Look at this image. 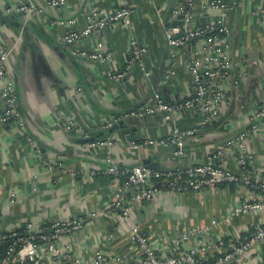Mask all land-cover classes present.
Masks as SVG:
<instances>
[{
    "label": "crops",
    "instance_id": "obj_1",
    "mask_svg": "<svg viewBox=\"0 0 264 264\" xmlns=\"http://www.w3.org/2000/svg\"><path fill=\"white\" fill-rule=\"evenodd\" d=\"M48 1L0 0V48L11 51L8 79L24 117L22 128L0 126V235L26 225L38 230L104 209L120 180L92 172L106 169L109 161L120 167L143 163L157 170L176 168L179 160L173 147L145 144L148 139L166 140L175 125L182 131L197 130L186 138L182 160L184 166H195L211 160L215 150L245 130L252 116L264 109V0H223L230 6L225 16L216 11L205 13L204 7L212 0H194L199 17L210 14L200 18V26L222 17L229 24L227 50L236 64L223 86L227 100L211 124H204V115L197 109L175 112L173 121L166 112L131 116L153 108L156 94L171 104L193 94L188 67L193 58H199L202 40L172 48L166 37L167 31L182 25L173 12L185 0H126L131 11L129 25L116 24L105 29L100 39L89 36L74 44L66 42V35L85 30L86 14L114 15L126 7L124 0H69L61 8L49 7ZM30 3L40 12L26 18L21 7ZM131 36L148 48L143 63L149 74L135 67L124 78L112 80L109 73L126 70ZM98 39L106 51L105 63L72 54V49L95 51ZM239 65L245 66L244 77ZM112 122V128H105ZM69 124H73L71 129H67ZM86 136L114 144L93 149L84 141ZM29 137L45 151L41 158ZM248 146L255 155L253 166L261 168L264 176V126L250 135ZM234 153L239 154L236 149ZM56 162L61 170L50 174L48 166ZM227 166L238 172L234 162L228 161ZM248 199L249 191L235 184L200 197L193 192H164L138 207L131 223L162 247L190 228L226 217L231 208ZM262 221L260 214L238 217L222 230L228 234L240 231L246 239ZM127 229L117 228L115 216L87 219L82 230L63 236L59 246L70 247L87 264H92L97 251L107 257L132 259L136 249ZM192 246L188 242L183 249ZM230 264H264V241Z\"/></svg>",
    "mask_w": 264,
    "mask_h": 264
},
{
    "label": "built area",
    "instance_id": "obj_2",
    "mask_svg": "<svg viewBox=\"0 0 264 264\" xmlns=\"http://www.w3.org/2000/svg\"><path fill=\"white\" fill-rule=\"evenodd\" d=\"M69 0H49L51 8L66 6ZM154 1V0H151ZM125 8L114 15L105 12L92 11L86 14L87 26L83 32L70 31L66 35V42L74 44L82 38L94 36L101 38V33L116 24H130L129 2L124 0ZM205 13L216 11L225 16L230 6L223 0H212ZM21 12L29 18L40 12L33 3L21 7ZM207 17L210 14H201ZM173 16L182 21V25L175 26L166 32L168 45L172 48H185L197 39L202 40L199 58H193L188 71L192 77V96L178 103H167L156 94L155 105L144 112L132 113V117L154 115L166 112L172 115L182 110L197 109L204 115V124H211L219 117L222 106L227 100L224 84L230 81L236 64L227 50L228 37L231 34L229 24L224 18L212 21L205 27L200 26V14L194 0L180 2L174 9ZM68 21L65 23H73ZM97 40L96 50L91 53L76 52L72 54L81 58L105 63L108 58L101 40ZM130 59L125 72L109 73V78L119 80L135 67L140 68L147 76L143 58L148 52L147 46L141 44L135 36L129 41ZM11 51L0 48V126L12 125L22 128L24 117L20 110L19 100L15 87L8 79L7 63ZM240 76H245V66H238ZM109 123L105 128H112ZM69 124L67 129H71ZM264 126V109L255 113L248 127L226 140L221 147L215 150L212 159L195 166H184L182 162L185 155V140L195 134L197 130L182 131L176 125L166 140H146L145 144L159 143L163 147H173L174 155L179 164L171 170H157L141 163L133 167H120L109 161V165L102 171H93L92 175L100 173L120 180L113 195V199L104 209L87 212L85 218H73L56 221L50 225L34 230L26 225L23 233L12 231L0 235V246L7 244V250L0 257V264H87L77 258L70 247L60 248L59 241L65 235L82 230L87 219H99L115 216L119 230L129 229L130 241L135 246L136 256L132 259L122 256L107 257L101 251L95 252L92 264H230L237 261L259 243L264 241V221L255 227L250 236L243 239L240 231L233 234L225 233L232 221L238 217L249 215H264V176L262 169L253 166L254 152L248 146V138ZM84 139H90L88 136ZM30 145L37 157H42L40 147L29 137ZM112 140H95L89 143L93 149L112 146ZM234 149L238 151L235 156ZM228 161L234 162L238 172L228 169ZM50 174L61 170V164L51 163L48 166ZM71 173V172H70ZM73 175V173H71ZM225 184H235L249 191V199L237 207L229 210L224 218L212 219L208 224L190 228L188 231L174 237L170 244L167 242L158 247L147 237L140 226L131 223V217L138 207L152 202L164 192L173 195L193 192L197 196L205 193H215ZM127 229V230H128ZM220 229V231H218ZM113 238L110 237V240ZM192 242L188 250L183 249L185 243Z\"/></svg>",
    "mask_w": 264,
    "mask_h": 264
},
{
    "label": "trees",
    "instance_id": "obj_3",
    "mask_svg": "<svg viewBox=\"0 0 264 264\" xmlns=\"http://www.w3.org/2000/svg\"><path fill=\"white\" fill-rule=\"evenodd\" d=\"M18 232L23 233V229H20ZM6 250H7V244H3L0 246V257H3L5 255Z\"/></svg>",
    "mask_w": 264,
    "mask_h": 264
},
{
    "label": "water",
    "instance_id": "obj_4",
    "mask_svg": "<svg viewBox=\"0 0 264 264\" xmlns=\"http://www.w3.org/2000/svg\"><path fill=\"white\" fill-rule=\"evenodd\" d=\"M201 22V21H200ZM180 23H182V22H180ZM202 23H203V25L205 24V22H204V20L202 21ZM200 24V23H199ZM84 141H86L87 143H92V142H94L95 140L94 139H85ZM42 152H45V151H43L42 150ZM150 168H152L151 167V165H148Z\"/></svg>",
    "mask_w": 264,
    "mask_h": 264
}]
</instances>
